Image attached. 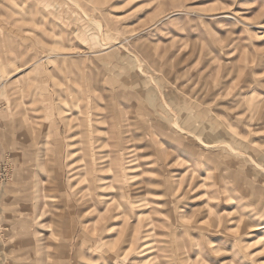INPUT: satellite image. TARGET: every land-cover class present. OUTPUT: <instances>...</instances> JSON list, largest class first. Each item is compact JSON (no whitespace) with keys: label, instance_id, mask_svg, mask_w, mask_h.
I'll use <instances>...</instances> for the list:
<instances>
[{"label":"rangeland","instance_id":"obj_1","mask_svg":"<svg viewBox=\"0 0 264 264\" xmlns=\"http://www.w3.org/2000/svg\"><path fill=\"white\" fill-rule=\"evenodd\" d=\"M261 25L264 0H0V264H264Z\"/></svg>","mask_w":264,"mask_h":264},{"label":"bare ground","instance_id":"obj_2","mask_svg":"<svg viewBox=\"0 0 264 264\" xmlns=\"http://www.w3.org/2000/svg\"><path fill=\"white\" fill-rule=\"evenodd\" d=\"M259 28H261V29H264V27L261 25V26H259ZM264 35V34H263ZM171 111V110H170ZM174 121H175V119H174ZM176 125V124H175ZM145 132V131H144ZM119 145V144H118ZM121 147V146H120ZM119 147V148H120ZM261 223V222H260ZM261 225V224H260Z\"/></svg>","mask_w":264,"mask_h":264}]
</instances>
